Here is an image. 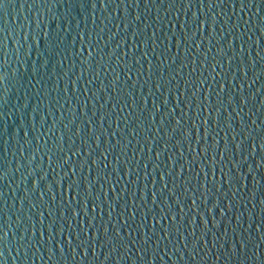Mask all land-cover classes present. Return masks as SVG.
Here are the masks:
<instances>
[{"label":"snow or ice","instance_id":"1","mask_svg":"<svg viewBox=\"0 0 264 264\" xmlns=\"http://www.w3.org/2000/svg\"><path fill=\"white\" fill-rule=\"evenodd\" d=\"M39 2L38 16H45V19L42 21L37 19L35 30L29 32L24 39L25 42L30 39L35 45L43 41L46 45L41 53L43 59L36 65L24 66L23 71L19 68L14 69L11 75L6 71L8 67L6 52L0 60V131L3 130L4 124L3 109L9 103V82L17 91L26 86L34 88L33 80L43 85L45 81L38 79L41 76V69L45 70V75L54 63L62 69L69 46L75 52L77 42L82 47L87 43L88 47L83 51L90 59L85 67L84 56L77 54L80 71L73 83L81 81L85 72L90 76L86 85H93L101 76L107 80L110 74L111 80L107 84H100L99 92L104 93V96L97 95V90L92 87H86V91L91 93L88 99L104 100L108 110L102 111L105 103H100L98 107L94 103L91 115L95 119H90L88 101L84 100L85 111L80 114L88 118L76 125L75 113L80 111V104H77L70 122L76 126L75 131L73 132L68 124H63L59 137H56L54 132L49 137L52 140L51 146L48 139L44 140L41 163L28 172V176L32 177V187L26 189L20 198L21 213L25 201L29 210L36 213L35 216H26L27 223L20 215L16 216L14 225L10 218L5 219L7 209L5 193L0 190V264H8L5 250L9 244V234L16 239L17 232L20 233L16 239L18 255L22 252L24 257H28L29 250L39 252L45 249L52 264H85L89 251H92L95 257L97 249L104 248L108 251L98 264H120L132 248H136L140 253L138 258L140 264H155L160 243L165 241L171 243L174 236L183 241L184 248L197 249L200 243L205 241V236L212 231L205 217L210 215V209L212 213L218 208L223 213L219 226L213 223V227L218 231L225 224L224 217L236 209L232 221L227 220L233 236L237 237L226 249L228 258L235 257L238 264H244L249 260L254 264H264V103H260V123L253 119L249 124L242 114L256 95L253 93L249 96L244 91L246 85L251 88L247 81L249 69L260 66L258 70L252 72L253 83L264 78V0H39ZM229 2L233 5L231 9L239 6L241 12L245 9L248 11L247 19L241 16L231 27H228L230 17L225 20L224 14H208L214 8L221 10L227 8ZM6 3L8 0H0V8ZM61 3L68 8L75 7L80 16H86L89 10L97 8L100 4H103L106 10L112 5L116 8L123 5L124 18L121 23L124 25L126 36L121 41L125 46L124 51L117 55V49L121 47L118 44L111 56L103 49L92 55V49L100 47V40L103 38L101 33L108 29L107 24L102 28L101 24L95 27L99 28L100 32H96L94 39H90L85 31L83 36L76 32V39L73 40V25L79 28L80 24L75 23L76 18L70 11L62 15L52 12L51 6L54 4L58 8ZM130 7H143L146 12L155 9L157 13L155 21L146 13H137L133 20H128L127 9ZM194 7L197 11L191 12ZM205 8L208 9V13L202 15ZM161 9L164 10L163 17L159 15ZM173 9L176 10L175 14ZM48 16L51 19H48ZM168 16H172V19H166ZM241 20L243 27L238 31L241 28ZM53 23L55 29L52 28ZM81 23L86 24V21ZM92 23L96 25V20L93 19ZM218 24L221 25L219 32ZM23 27L30 25L19 26ZM130 28L133 40L128 47L127 33ZM3 31L6 33L7 29ZM112 38L113 35L107 37L104 49L108 47V41ZM213 41L215 53L212 47L207 49L203 47L205 42L211 45ZM129 48L135 49V52L130 53ZM3 49L4 41L0 38V50ZM181 50L184 52L183 58L180 56ZM24 55H31V45ZM130 55L131 65L128 62ZM58 57L60 59H57ZM222 61L226 64L227 71L216 72L218 67H223ZM113 63L116 67L112 66ZM185 68L188 72L182 75ZM70 69L71 72L75 70V62ZM102 69H106V72H102ZM206 72L208 75H205ZM217 74L220 77L218 85ZM121 75L125 79L122 80ZM56 76L57 80L61 79L60 72H57ZM237 76L240 77L238 85ZM205 85L208 87L205 88ZM55 90L60 91L59 87ZM145 90L148 97L159 94V103L152 99L149 108L144 98ZM40 91L51 96L47 89L42 88ZM63 91L69 92L68 86ZM260 92H264V87ZM138 95L139 104L136 100ZM42 98L45 99V95ZM52 103L53 101H48L49 105ZM59 103V99H55V104ZM24 108L27 110V103ZM228 109L235 112L237 117L238 123L235 127L232 112H228L227 117L221 119ZM248 111L252 112V109L249 108ZM48 114L51 115V112ZM33 120L34 117L29 120V124L35 130ZM41 120L43 128L46 117H42ZM97 123L99 135L96 134ZM41 136L43 137V133ZM77 137L81 139L80 144L76 142ZM133 140L140 150V161H136L135 150L130 147ZM28 143L31 144L32 141L28 140ZM160 144L162 146H158ZM193 144L196 145L195 154ZM185 148L189 154L186 160ZM145 149L149 153L147 162L144 161ZM170 149H176V152L168 154ZM129 152L132 153L131 156ZM166 154H168L166 160L160 159ZM20 155L22 160L30 163L36 160L35 155L25 156L23 152ZM73 156L77 159L74 160ZM109 156L112 157L111 166ZM237 156L239 159H236ZM45 158L51 172L44 170ZM54 159L65 173L60 179L59 194L56 193L57 181L54 178L51 181L48 179L51 173L56 172L52 167ZM249 159L255 161V167H247L245 174L242 165H246ZM197 164L200 165L198 170ZM23 166V162H18L15 171L19 172ZM217 173L220 175L219 181L214 179ZM14 175L13 168L9 170L7 158L0 156V180L8 181ZM210 175L213 177L211 181L208 179ZM125 176L128 178L125 179ZM249 178L251 187L246 183L249 182ZM65 180L70 194L67 202L63 195ZM49 193H52L50 200H45V195ZM229 194L230 200L227 199ZM31 196H37V199L33 200ZM245 198L248 203L251 201L250 209ZM257 207L259 219L255 211ZM142 210L143 216L137 223L136 218ZM81 215L85 218L83 226L80 224ZM193 216L200 218L201 231L199 238L193 239L189 245L188 237H196L198 227L196 219L194 222L192 220ZM122 217L123 225L128 229L126 234L120 227ZM242 217L245 218L247 228L238 233ZM165 220L168 221L167 224L163 223ZM233 222L235 226H232ZM141 226L144 228L143 233ZM253 230L256 235H253ZM133 233L137 235L134 236ZM65 234L67 240L58 239ZM213 237L215 244V234ZM79 250H82V258L77 261V256L81 255ZM149 252L152 253L151 262L148 260ZM57 254L59 259H56ZM114 254H117L115 259ZM159 258L163 260L162 256ZM195 259L193 255L192 260ZM24 264H28V261L25 260ZM88 264L91 262L88 261Z\"/></svg>","mask_w":264,"mask_h":264},{"label":"water","instance_id":"2","mask_svg":"<svg viewBox=\"0 0 264 264\" xmlns=\"http://www.w3.org/2000/svg\"><path fill=\"white\" fill-rule=\"evenodd\" d=\"M232 3L229 2L228 7L221 10L220 8H214L211 10L210 13H208V9H203V13H208L209 15H220L224 14V19L227 20L229 17L231 18L230 24L228 27H231L233 24H236L237 19L241 16H243L245 19H247L248 11L245 9L244 12H241L239 10V6H237L234 9L232 8ZM40 2L39 0H35V3H33V0H8V3H6L2 8H0V38H3L4 41V49L0 50V60L3 59L4 53H7V59H8V67L6 71L11 75L12 71L14 69L19 68L21 71H23L24 66H32L36 65L40 62V60L43 59L41 56V53L46 46L43 41L41 40V43H38L37 45L33 44V42L29 39L27 42H25V36L28 35L29 32L35 30V24L37 19H40L41 21L45 19V16H38V13L40 12ZM52 12L56 13L57 15L65 14L66 12H71V15L76 18L75 23L80 24V27L77 28L75 24L72 28V38L73 40L76 39V32H79L81 36L84 35L85 31H87L89 38L94 39L96 32H100L99 28H95L96 26L101 24V28L104 24H107L108 29L105 30L104 33H101V36L103 37L100 40V47L99 49L93 48L92 49V55H96L97 52H100L101 49H103L105 52L108 53L109 56H111L114 48L120 44L121 47L117 49V55H120L124 51V44L123 40L126 36V33L124 31V25L121 23V20L124 18V7L121 5L120 8H116L115 5H112V7L108 8L107 10L104 8L103 4H100L97 8L89 10L88 14L86 16H80L78 10L75 7L68 8L63 3L60 4V6L57 8L56 5H52ZM128 20H133V17L137 13L145 14L147 16H150L152 21H155V17L157 15L155 9L146 10L141 8H128ZM197 11V9L194 7L191 12ZM46 12V10H45ZM176 10L173 9V13L175 14ZM191 12L188 13L189 17L191 16ZM94 13V14H93ZM235 13V14H233ZM159 15L161 17L164 16V10L161 9L159 12ZM181 22H183V13H181ZM48 19H51L50 16L47 17ZM144 15H142V19H144ZM96 20V25L92 23V20ZM166 19H172V16L166 17ZM82 21H86L85 23H81ZM30 25V27H23L19 28V26L23 25ZM241 28L238 29L242 30L243 27V20L240 21ZM43 28V24L41 25ZM86 27V28H85ZM169 27H172L169 25ZM221 25H217V31L219 32ZM7 29V32L5 33L3 29ZM52 28L55 29V24L53 23ZM49 29H45V31H48ZM110 30V31H109ZM132 29L130 28L128 30V47H130L133 37L130 35ZM109 35H113V38L111 41H108V47L104 49V44L107 41V37ZM17 41H19V44H17ZM29 45H31V55L25 56L24 53L27 51ZM88 45L85 43L83 47L79 42L75 44V52L73 51L72 47L69 46L68 53H67V59L64 60L63 68L60 69L57 64H53L51 67V70L45 75V70L41 69V76L38 78L40 80H44L45 83L43 85L36 82V80H33L32 83L35 85L34 88L27 87L20 89L17 91L16 88L12 87L11 82H9V103L7 106L3 109V116H4V124H3V130L0 131V156L6 157L9 162V170H11V167L13 168V171L15 175L13 177H10L9 180H0V190H2L5 193V207L8 209H5V219L7 220L10 218V222L14 225L15 219L17 215L22 216V218L25 219V223H27L26 216L27 215H33L35 216V211H30L28 207L27 201L24 203V210L23 213L19 211L20 209V198L23 197L24 192L26 189H30L32 187V177L28 176V172L31 169L36 168L37 165L41 163L40 157L43 155L44 150V140H49V146L52 145V140L49 139L51 135L54 134L56 137H59L61 135V130H63V124H68L70 128L73 129V132L75 131L74 125H72L70 122L73 118V111H75L77 104H80V111L76 112V125H79L81 122H83V119H87L88 117L90 119H95L91 115V109L93 104L95 103L97 107L100 103H105L104 100H89L88 96L91 95V93H88L86 91V87H92L93 89L97 90V95L104 96V93L99 92L100 84L104 83L107 84L111 80V75L109 74L108 79L105 80L103 76L100 77L99 80H97L93 85H86V82L90 79V76L87 72H85V75L81 81H79L77 84L73 83V81L76 80V75L79 74L80 71V63H79V56L77 54L83 55L85 60V67H87V61L90 59V57L84 53V49L87 48ZM204 49H207L208 47H212L213 53H215V41L211 45H209L207 42L204 44ZM239 47V41H237V50ZM143 48V45L141 46ZM19 49V51L17 50ZM174 50V49H173ZM129 52L133 53L135 52V49L129 48ZM103 54V53H101ZM181 58L184 56L183 50H181L180 53ZM39 58V59H38ZM139 57L137 56V59ZM57 59H60L58 57ZM105 60H107V57H105ZM113 60H115V57H113ZM75 62V70L71 72L70 66L73 65ZM129 65L132 63V56L130 55L128 57ZM209 63H211V57L209 59ZM236 62H233V68L235 69ZM223 67H218L216 69V72H226L227 67L226 64H223ZM113 67H116L115 63L112 65ZM123 67V65H121ZM259 65H257L256 69H249V76L247 77L248 84H251V88H248V86H245V94L252 96L253 93L256 95L253 97V102L250 101L249 105L244 108L243 116L244 120L247 123H251V120L256 119L257 123H260V103H264V92H260L261 88L264 87V78H261V80L256 81L255 83L252 82V72L259 69ZM102 72H106V69H102ZM119 72V69H117ZM60 72L61 79L57 80L56 73ZM188 72V69L185 68L184 73L182 75H186ZM205 75H208L206 72ZM50 77V79H49ZM121 79H125L123 75H121ZM133 79H135V74H133ZM179 79V78H178ZM220 77L219 74H217V85L219 84ZM211 83V80L209 81ZM231 74L229 76V83H231ZM237 85L240 83V77L237 76L236 80ZM68 86L69 92L63 91L65 87ZM59 87L60 91L57 92L55 89ZM208 85H205V88H207ZM47 89L51 92V96L49 97L47 95V92L43 93L40 91V89ZM215 90V89H214ZM235 92L236 89H233ZM39 92V94H38ZM110 92V89H109ZM75 93V95L73 94ZM115 94V93H113ZM45 95V99L42 97ZM76 97L78 99L76 100ZM59 99L60 103L55 104V99ZM144 98L147 100L149 108H151V101L152 99H156L157 103H159V94H156L155 97H148L147 91L144 92ZM51 100L53 103L51 105L48 104V101ZM84 100L88 101V117L82 116L80 114L85 111L83 108V102ZM137 104L140 102L139 95L136 97ZM67 101V103L65 102ZM28 104L27 110H25L24 105ZM251 108L252 112H249L248 109ZM108 105L105 103V108L102 111H107ZM239 109H237L238 111ZM49 111L51 112V115H49ZM228 112H232L231 109H228V111L224 112L221 119H225L228 115ZM255 113V115H253ZM63 114V115H61ZM207 115V112L205 113ZM233 116V124L234 127L236 123H238L237 117L235 116V112H232ZM34 117V120L32 123L35 124V130L32 129L31 125L29 124V120ZM42 117H46V120L43 121V128H41L42 124ZM159 119V117H157ZM56 122V124H53V122ZM62 121V123H61ZM107 125H105L106 127ZM87 127V125H86ZM50 129L52 131H50ZM238 130V129H237ZM28 133H31V135H28ZM41 133H43V137L41 136ZM96 134L99 135V124H96ZM223 135V133H221ZM75 139V136H73ZM239 139V137H238ZM28 140H31L32 143L29 144ZM77 144L81 143V139L77 137L76 140ZM142 143V142H141ZM259 143V141H257ZM162 146V144L158 145ZM130 147H133L135 150V156L136 161H140L141 159V153L139 148L136 147V141L133 140L132 145ZM193 154H195V148L196 145L193 144ZM77 151L79 149L77 148ZM87 151V148H86ZM145 155H144V161L147 162V156L149 153H147V150L145 149ZM253 151H257V149H253ZM23 152L25 156H36V160L34 163H30L26 160H22V157L20 153ZM176 149H170L168 154L175 153ZM164 157L161 156L160 159L166 160L167 155ZM132 153L129 152V156H131ZM185 160L189 157L188 152L185 148ZM73 159H77V157L73 156ZM123 159V158H122ZM236 159H239V156L236 157ZM258 159V157L256 158ZM18 162H23L24 166L20 169L19 172L15 171L16 165ZM183 162V161H181ZM206 162V161H205ZM171 163V162H170ZM109 164L111 166L112 164V157L109 156ZM44 170L51 172V170L48 167L47 160L43 161ZM255 167V161L252 159H249L247 161L246 165H242V168L245 171V174L247 172V167ZM52 167L56 169L55 173H51L49 175V180L51 181L53 178L57 181L56 184V193L59 194L61 192V183L60 179L62 176L65 175V173L60 169V167L56 164L55 159L52 162ZM200 167L199 164H197V170ZM177 170H179V165H177ZM71 169H69V172ZM39 173H37L38 175ZM141 174H143L141 172ZM87 175V173H85ZM185 175H187V170H185ZM175 176V173H174ZM95 178V174L93 173V179ZM128 177L125 176V179ZM73 179H76V177H73ZM179 179V178H177ZM209 181L213 179L211 175L209 176ZM217 181L220 179L219 173H217L216 177L214 178ZM249 187H251V179L249 178ZM44 182H42L41 187H43ZM171 187V184L169 185ZM159 188V185H157V189ZM107 191V188L105 189ZM243 194V190L241 192V195ZM52 193L46 194L44 199L50 200V196ZM63 195L64 200L67 202L69 200V190L67 187V181L65 180L63 182ZM31 199L35 200L37 199V196H31ZM239 198V197H237ZM227 199H231V194H229V197ZM58 202V200H57ZM245 202L248 203L247 198H245ZM131 203V201H129ZM139 203V202H137ZM199 206V201L197 202ZM223 206V201H222ZM175 210V205L173 206ZM248 208H251V201L248 203ZM193 210L195 211V206H193ZM202 211H205V209L201 208ZM107 211V210H106ZM211 209L209 210L210 215L206 216L205 219L209 221V228L212 229L211 232H209L205 236V241H202L197 249L192 250L191 247L184 248L183 241L179 238L174 236L172 238V242L168 243L167 241L161 242L159 248L157 249L158 256L156 257L155 264H238L236 261V258L233 257L231 259L228 258L226 254V249L237 239V237H234L231 231V225L228 223V221H232L233 215L236 212V209H234L233 213H229L227 217H224L225 224H223V227L218 231L216 228L213 227V223H217V226H219V223L222 222L221 216L223 213H221V209H216L214 212L211 213ZM257 212V219H259V207L255 210ZM131 212V208L129 209V213ZM115 215V213H113ZM190 215H192L190 213ZM143 216V210L140 212V215L136 218L137 223H139L140 218ZM84 217L81 215L80 217V224L83 226ZM196 219V225L197 227V233L196 237H188V243L191 244V241L193 239H198L201 231V220L199 217L193 216L192 220L193 222ZM228 220V221H227ZM149 226L151 225V221L149 219L148 221ZM163 223L167 224L168 221L165 220ZM97 226H99V221L97 222ZM235 226L234 222L233 225ZM120 227L123 231V233L126 234V231L128 230L123 225V217L121 218V224ZM159 227V226H158ZM247 228V223H245V218H241V227L237 230L238 233L240 231H244ZM15 230V229H14ZM114 230V229H113ZM144 228L141 226V233H143ZM67 232V230H66ZM91 234V233H90ZM213 234H215V244L213 243L214 237ZM20 233L17 232L16 239L19 238ZM75 233L73 232V236ZM134 236H136V233H133ZM187 235V233H185ZM253 235H256L253 230ZM67 234H65L64 237H58V239H64L67 240ZM16 239H14L11 234H9V244L7 249L5 250V258L8 261V264H24V261L27 260L28 264H52L51 261L48 260L47 252L45 249H41L39 252H35L34 249L29 250L28 257H24L22 252L20 255L17 254V248L18 245L16 243ZM206 242V246H205ZM224 245L222 248L221 245ZM176 249H179V251H176ZM81 255L77 256V261H79L82 258V250H79ZM108 249L104 248L102 250L97 249V255L94 257L92 251H89V255L87 260L85 261V264H88V261L91 262V264H98L99 261H102L107 253ZM165 252L167 255H165ZM148 260L149 262L152 261V253L149 252L148 254ZM195 255L196 259L192 260V256ZM43 257V259H40V257ZM117 254L113 255V259H115ZM139 256L140 253L136 250V248H132L131 251H129L126 255V257L120 262V264H140L139 262ZM163 257V260H160L159 257ZM181 257H184V259H181ZM13 258H15V261H13ZM56 259H59V256L57 254ZM70 259V257H69ZM244 264H254L253 261H245Z\"/></svg>","mask_w":264,"mask_h":264}]
</instances>
